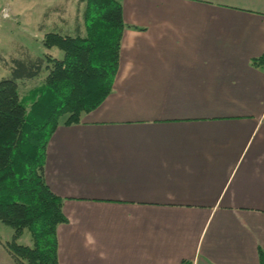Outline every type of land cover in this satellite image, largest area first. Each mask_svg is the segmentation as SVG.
<instances>
[{"label": "crops", "instance_id": "crops-1", "mask_svg": "<svg viewBox=\"0 0 264 264\" xmlns=\"http://www.w3.org/2000/svg\"><path fill=\"white\" fill-rule=\"evenodd\" d=\"M120 1L114 89L47 146L59 264H259L264 0Z\"/></svg>", "mask_w": 264, "mask_h": 264}, {"label": "trees", "instance_id": "trees-1", "mask_svg": "<svg viewBox=\"0 0 264 264\" xmlns=\"http://www.w3.org/2000/svg\"><path fill=\"white\" fill-rule=\"evenodd\" d=\"M79 1L87 5L85 33L76 26L74 35L48 32L42 40L45 48L64 51V58L49 53L14 57L12 74L0 80V222L14 229L3 246L16 264H59L57 228L68 217L63 199L45 179L47 146L62 117L66 125L79 123L114 89L122 34L130 27L120 0ZM252 64L264 67V53ZM44 72L28 108L19 81ZM26 232L30 245L19 242ZM259 264H264L262 249Z\"/></svg>", "mask_w": 264, "mask_h": 264}, {"label": "rangeland", "instance_id": "rangeland-1", "mask_svg": "<svg viewBox=\"0 0 264 264\" xmlns=\"http://www.w3.org/2000/svg\"><path fill=\"white\" fill-rule=\"evenodd\" d=\"M86 6L79 0H0V80L12 74L9 67L14 57L49 53L64 58V51L43 46L44 35L48 32L74 35L76 26L85 33ZM45 76L44 72L37 78L19 81L20 95L28 108L33 98L31 92L42 84ZM13 232L11 226L0 222L2 242L11 240ZM19 242L30 245V234L26 232Z\"/></svg>", "mask_w": 264, "mask_h": 264}]
</instances>
